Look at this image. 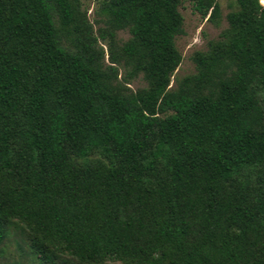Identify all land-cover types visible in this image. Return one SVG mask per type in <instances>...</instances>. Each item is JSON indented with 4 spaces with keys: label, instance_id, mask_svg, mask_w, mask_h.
I'll return each instance as SVG.
<instances>
[{
    "label": "trees",
    "instance_id": "16d2710c",
    "mask_svg": "<svg viewBox=\"0 0 264 264\" xmlns=\"http://www.w3.org/2000/svg\"><path fill=\"white\" fill-rule=\"evenodd\" d=\"M181 1L103 0L95 32L82 0H0V245L18 220L48 263L264 264V5L172 88Z\"/></svg>",
    "mask_w": 264,
    "mask_h": 264
},
{
    "label": "rangeland",
    "instance_id": "374dc122",
    "mask_svg": "<svg viewBox=\"0 0 264 264\" xmlns=\"http://www.w3.org/2000/svg\"><path fill=\"white\" fill-rule=\"evenodd\" d=\"M83 8L88 13L90 22L94 25L95 32L103 26L101 18L97 15L100 3L103 0H82ZM220 5V17L210 20L208 15L203 18L194 8L195 0H182L180 5V13L184 18L183 34L176 37L175 42L179 52L182 55V62L174 76L170 87L176 88L178 82L182 79L197 73V66L194 61V55L201 51L208 50V44L211 41H216L222 38L223 33L229 28L227 15L236 10L237 5L235 0H217ZM264 5L263 0H260ZM130 34L127 30H121L117 34V39L120 45L128 41ZM99 45L106 52V63L109 64L108 47L102 41ZM125 71L120 69L119 79L122 78ZM132 91L147 87V83L143 75L138 76L127 85ZM6 237L0 245V264H81L74 257L64 254L57 255L55 263L43 261L37 254L34 246L36 241L28 228L20 221L13 220L6 225ZM121 264V263H110Z\"/></svg>",
    "mask_w": 264,
    "mask_h": 264
}]
</instances>
